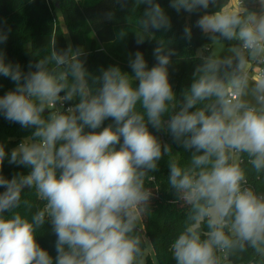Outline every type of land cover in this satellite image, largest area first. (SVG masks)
Listing matches in <instances>:
<instances>
[{
    "label": "clouds",
    "instance_id": "9594fccd",
    "mask_svg": "<svg viewBox=\"0 0 264 264\" xmlns=\"http://www.w3.org/2000/svg\"><path fill=\"white\" fill-rule=\"evenodd\" d=\"M117 2L126 22L134 18L136 44L156 41L152 67L137 50L131 74L118 65L94 74L82 48L54 43L24 72L0 47V76L15 84L0 96V116L33 129L10 153L0 143V264H146L155 244L141 224L165 157L181 210L167 247L175 264H264V188L254 183L264 181V0H170L177 13L203 11L194 26L209 40L179 97L169 73L175 41L156 35L171 18L157 0ZM192 29L182 32L189 43ZM10 31L0 23V46ZM6 158L27 173L6 178ZM46 223L55 258L37 241Z\"/></svg>",
    "mask_w": 264,
    "mask_h": 264
},
{
    "label": "trees",
    "instance_id": "16d2710c",
    "mask_svg": "<svg viewBox=\"0 0 264 264\" xmlns=\"http://www.w3.org/2000/svg\"><path fill=\"white\" fill-rule=\"evenodd\" d=\"M171 18L172 28L168 32H158L157 36L163 35L166 39H174L172 45L179 57H172L170 65V82L174 91L179 94L183 88L189 86L192 72L197 63L196 53L209 44V40L196 28L195 21L203 14V11L196 13H177L169 7L170 0H157ZM222 3L223 0H220ZM131 7V0H129ZM216 9L209 8L208 11ZM113 12L111 20L105 14ZM140 11H143V6ZM127 10L121 8L117 0H0V23L8 33V40L2 47L7 61L19 64L24 72L29 71V63L35 64L40 54H47L54 45L57 50H66L69 45L75 50L82 48L86 53L85 67L89 72L99 74L100 68L110 65H118L123 71L131 74L128 66L129 54L141 51L148 63L149 68L156 61L153 57V49L156 46L155 40H145L141 45L136 44L133 32L136 31L134 18L129 17L126 22ZM185 25L193 26V38L189 43L182 39V32ZM125 29L127 37L119 39V32ZM230 44L231 42H227ZM208 50H203L207 55ZM180 57H186L181 59ZM15 88L14 82L9 78L0 76V96ZM74 102H69L68 105ZM111 123V120L104 122L103 126ZM150 127V131L160 136L165 143L172 144L173 153L180 152L185 157H190V152L172 142L171 137L166 133H157ZM87 130V129H86ZM33 129L21 128L19 124L10 123L3 116H0V143L5 145L7 152L17 147L18 144L31 134ZM28 169L10 165L7 158L3 164V175L12 178L17 173H27ZM167 157L159 162V170L152 173L155 181L149 184L154 193L151 203V212L145 217L141 229L147 239L154 243L150 244L154 252V259L148 254L146 264H175L167 253V247L174 235V230L179 227L181 210L173 193L168 189ZM258 189L264 188V181L254 182ZM158 189V190H157ZM0 191H3L0 188ZM28 198L35 206L40 202L34 195L28 194ZM23 211V209H22ZM35 211V208H33ZM50 223L43 227V234L37 235V241L55 258L56 236L51 230ZM247 260V256L245 257Z\"/></svg>",
    "mask_w": 264,
    "mask_h": 264
},
{
    "label": "rangeland",
    "instance_id": "374dc122",
    "mask_svg": "<svg viewBox=\"0 0 264 264\" xmlns=\"http://www.w3.org/2000/svg\"><path fill=\"white\" fill-rule=\"evenodd\" d=\"M54 3H56V0H52ZM226 46L230 45L225 42ZM201 51V50H200ZM259 68L254 69L253 71H259ZM148 254L151 255L152 259H154V252L152 251L151 246L149 245Z\"/></svg>",
    "mask_w": 264,
    "mask_h": 264
},
{
    "label": "built area",
    "instance_id": "2783aa9c",
    "mask_svg": "<svg viewBox=\"0 0 264 264\" xmlns=\"http://www.w3.org/2000/svg\"><path fill=\"white\" fill-rule=\"evenodd\" d=\"M69 105L68 104H65V107H68Z\"/></svg>",
    "mask_w": 264,
    "mask_h": 264
},
{
    "label": "water",
    "instance_id": "95a60500",
    "mask_svg": "<svg viewBox=\"0 0 264 264\" xmlns=\"http://www.w3.org/2000/svg\"><path fill=\"white\" fill-rule=\"evenodd\" d=\"M143 231V230H142Z\"/></svg>",
    "mask_w": 264,
    "mask_h": 264
}]
</instances>
